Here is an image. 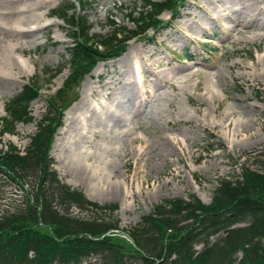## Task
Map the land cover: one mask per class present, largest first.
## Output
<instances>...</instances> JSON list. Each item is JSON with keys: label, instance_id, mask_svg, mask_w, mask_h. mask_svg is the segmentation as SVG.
<instances>
[{"label": "rangeland", "instance_id": "rangeland-1", "mask_svg": "<svg viewBox=\"0 0 264 264\" xmlns=\"http://www.w3.org/2000/svg\"><path fill=\"white\" fill-rule=\"evenodd\" d=\"M9 1L11 7L2 11L26 3L31 12L27 18L25 13L7 14L13 19L0 14V23L29 18L33 28L49 24L32 36L0 32V53L9 54L8 59L13 53L23 56L24 62L0 64V148L12 144L25 150L48 111L49 99L58 98L70 73L68 47L73 41L65 21L52 17L66 0ZM182 1L179 17L168 22L154 42L141 36L130 40L122 56L100 61L68 93L69 100L62 101L66 110L49 152L52 168L90 200L117 203L122 229L135 225L166 198L196 194L209 204L220 178H240L243 168L259 169L264 160V18L249 10L250 0ZM138 7L141 0H90L82 14L92 33L100 34L108 31L111 19L134 29L128 15ZM257 7L264 9V4ZM170 18V11L160 16L163 21ZM28 81L38 88L39 96L29 107L34 121L6 131L5 107ZM106 104L118 106L121 113L128 109L126 118L134 129L118 125ZM165 145L173 149L167 156ZM24 200L22 189L5 176L0 179V215ZM72 211L85 214L76 206ZM117 235L131 242L125 232Z\"/></svg>", "mask_w": 264, "mask_h": 264}, {"label": "trees", "instance_id": "trees-1", "mask_svg": "<svg viewBox=\"0 0 264 264\" xmlns=\"http://www.w3.org/2000/svg\"><path fill=\"white\" fill-rule=\"evenodd\" d=\"M141 1L128 15L134 29L111 19L100 34L92 33L82 14L90 0H66L53 10L73 41L70 73L57 94L61 101L49 99L25 150L0 148V179L5 176L25 194L23 203L0 215V264H264V160L259 169L243 168L240 178H220L209 204L196 194L166 198L124 229L117 203L90 200L52 168L49 152L62 125L63 99L100 61L123 55L133 38L150 40L149 30L163 24L160 16L182 7V0ZM38 96L31 82L10 99L2 119L6 131L34 121L29 107ZM74 206L85 214H74ZM119 231L131 242L118 237Z\"/></svg>", "mask_w": 264, "mask_h": 264}, {"label": "bare ground", "instance_id": "bare-ground-1", "mask_svg": "<svg viewBox=\"0 0 264 264\" xmlns=\"http://www.w3.org/2000/svg\"><path fill=\"white\" fill-rule=\"evenodd\" d=\"M9 0H0V14H3L6 18H8V19H13V17H11V16H9V15H7V14H11V13H13L12 15H20V14H23V13H25V15H22L23 17H25V18H27L28 16V14L27 13H29V12H31V11H29V8L27 7L28 5H26V3L24 4L25 6H23V7H20V8H18L17 10H15L14 8V11H10V12H5V11H2V8H4L5 6H7V5H9V2H8ZM16 1V0H15ZM21 0H19V2H20ZM31 1V0H30ZM35 1V0H34ZM36 1H38V0H36ZM48 1H50V0H48ZM238 1L239 0H231V2H234V4L236 3V4H238ZM245 1V0H244ZM18 2V3H19ZM24 2H26V1H24ZM27 2H28V0H27ZM40 2H41V0H40ZM53 2V1H52ZM247 2V1H246ZM22 3V2H21ZM29 3V2H28ZM27 3V4H28ZM35 3V2H34ZM50 3V2H49ZM242 3V2H241ZM260 3L261 4H264V0L262 1V2H260L259 0H256V1H254V0H250V1H248V7L250 8L249 10H252V9H256V11H257V13L259 14V16H261L262 18H264V9H260V7H257L258 5H260ZM17 4V3H16ZM15 4V5H16ZM31 4V3H30ZM29 4V5H30ZM38 4H40V3H38ZM42 4V3H41ZM51 4V3H50ZM257 4V5H256ZM10 5H12V4H10ZM9 5V6H10ZM13 5H14V3H13ZM19 5H20V3H19ZM31 5H33V4H31ZM9 6H8V8H9ZM18 6V5H17ZM38 5H36V8H38L37 7ZM43 6H44V4H43ZM42 6V8H46V7H43ZM11 7V6H10ZM39 7H41V6H39ZM30 9H32V6H31V8ZM47 9V8H46ZM34 10V9H33ZM32 10V11H33ZM39 9H37V11H38ZM226 10V9H225ZM48 12V11H47ZM47 12H45V13H47ZM51 12V11H50ZM44 13V12H43ZM44 13V14H45ZM254 14L253 13V16H258V14ZM6 14V15H5ZM27 14V15H26ZM36 14V13H35ZM31 15L33 16V13H31ZM31 15H30V17H31ZM41 15V14H40ZM40 15H37V16H40ZM43 15V14H42ZM250 15V17H253L251 14H249ZM36 16V15H35ZM49 16H50V13H49ZM23 17H22V20H23ZM48 17V16H47ZM249 17V18H250ZM18 18V17H17ZM259 18V17H258ZM29 19V18H28ZM28 19H24L23 21H21L20 20V22H15V23H13V25H9V24H7L5 21H3V23H0V32L1 33H3V34H8V33H10V32H13V33H22V34H24V36H32L33 34L32 33H35L36 31H38V30H44L46 27H48V25H38V23L37 24H35L36 26L33 28L32 27V25H33V23H32V25H30L31 23L29 22V21H27ZM38 19H40V18H38ZM42 19V18H41ZM40 19V20H41ZM251 20H254V18H250ZM36 20H37V18H36ZM44 20V19H43ZM0 21H1V18H0ZM13 21H15V19L13 20ZM25 21V22H24ZM38 21V20H37ZM42 21V20H41ZM2 22V21H1ZM5 22V23H4ZM12 22V21H11ZM10 22V23H11ZM39 22V21H38ZM47 22H48V20H47ZM50 23H51V21H49ZM247 22V21H246ZM245 22V23H246ZM248 22H250V21H248ZM36 23V22H35ZM244 23V22H243ZM244 23V24H245ZM249 24V23H248ZM56 25V24H55ZM25 26H29V27H25ZM4 31V32H3ZM11 34V33H10ZM9 34V35H10ZM11 35H13V34H11ZM17 35V34H16ZM1 36V35H0ZM16 39V38H15ZM27 39V38H26ZM35 39H37V38H35ZM13 40V39H12ZM2 41V40H1ZM19 41V40H18ZM18 41H16L17 42V44H18ZM34 41V40H33ZM32 41V42H33ZM4 42V41H3ZM2 42V43H3ZM1 43V42H0ZM12 43V42H11ZM15 44V43H14ZM14 44H12V46L14 45ZM16 45V44H15ZM20 45H21V41H20ZM19 45V46H20ZM4 46V45H3ZM17 48H18V45L16 46ZM15 48V47H14ZM20 48V47H19ZM18 48V49H19ZM2 49H4V48H2ZM11 50L12 51H14V49H12L11 48ZM3 51V50H2ZM10 51V50H9ZM12 51H10V52H12ZM21 51V50H20ZM11 54V53H10ZM9 55V54H8ZM7 55V56H8ZM7 56H5V55H3V54H1L0 53V64H2V65H4L5 67H11L10 65H14V62H13V59L15 60L16 58L14 57V53H13V55H12V58L13 59H11V57H10V59H8V57ZM23 57V56H22ZM17 60V59H16ZM15 60V61H16ZM18 61V60H17ZM16 61V62H17ZM21 64L22 63H24V62H22V60L21 61H19ZM19 62H17V63H19ZM20 64V65H21ZM21 67H23V66H21ZM14 68V67H13ZM13 68H10V69H12L13 70ZM18 68V67H17ZM138 68V67H137ZM3 70V69H2ZM138 70L140 71V68H138ZM6 71V70H5ZM18 71H20V70H18ZM8 72V71H7ZM6 72V73H7ZM10 72V71H9ZM21 72V71H20ZM22 72H23V70H22ZM17 73V72H16ZM2 74V73H1ZM9 74V73H8ZM8 74H7V76H8ZM3 75H5V74H2V76ZM9 75H11V74H9ZM14 75H16V74H14ZM13 75V76H14ZM21 75V74H20ZM185 75V74H184ZM183 75V76H184ZM1 76V75H0ZM174 76V75H173ZM10 77V76H9ZM12 77V76H11ZM16 77V76H15ZM175 77V76H174ZM185 77V76H184ZM3 78V77H2ZM5 78V77H4ZM13 78V77H12ZM11 78V79H12ZM176 78V77H175ZM9 79V78H8ZM172 79V78H171ZM13 80V79H12ZM9 81V80H8ZM11 81V80H10ZM89 84V83H88ZM87 85V84H86ZM86 85H85V87H86ZM88 86V85H87ZM91 87V86H90ZM86 88H88V87H86ZM89 89V88H88ZM87 89V90H88ZM94 95V94H93ZM125 97V96H124ZM116 98V97H115ZM123 98V97H122ZM127 98V97H126ZM85 101V100H84ZM125 101H127V100H125ZM81 102V101H80ZM82 103H83V101H82ZM81 104V103H80ZM78 105V104H77ZM85 105V104H84ZM117 106V105H116ZM104 107V106H103ZM105 107H106V109H107V111H110L111 113L112 112H114L115 111V107L114 106H111V105H105ZM104 107V108H105ZM118 107V106H117ZM117 107H116V109H117ZM121 107V106H120ZM136 108V107H135ZM126 109V108H125ZM133 109V108H132ZM128 110V109H127ZM126 110V112H123V113H121L122 115H121V117H122V121H124L125 123L123 124L124 126H126V121H127V118H126V114L127 113H130L129 111H127ZM73 111V110H72ZM121 111H123V109L121 110ZM125 111V110H124ZM95 113H96V111H95ZM114 117V116H113ZM111 119V118H110ZM76 120V119H75ZM107 120V119H106ZM109 120V119H108ZM115 123V122H114ZM118 125H119V123H118ZM117 125V126H118ZM116 126V125H115ZM124 139V138H123ZM125 141V140H124ZM111 150H112V148H110ZM172 148L170 147V146H168V145H165L164 147H163V152L165 153V155L167 156L168 155V153H170V152H172ZM115 151V150H114ZM114 153V152H113ZM112 153V154H113ZM87 159H89V158H87Z\"/></svg>", "mask_w": 264, "mask_h": 264}]
</instances>
